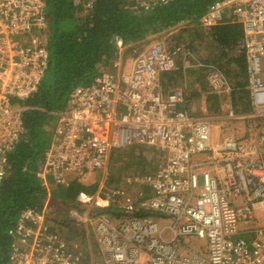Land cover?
Segmentation results:
<instances>
[{"label": "built area", "instance_id": "1", "mask_svg": "<svg viewBox=\"0 0 264 264\" xmlns=\"http://www.w3.org/2000/svg\"><path fill=\"white\" fill-rule=\"evenodd\" d=\"M127 1L149 10L172 0ZM47 3L0 0V190L10 155L25 132L27 107L15 101L39 91L48 67ZM223 24L242 27L252 105L251 111L236 114L230 104L224 118L257 119L256 130L216 141V118L208 116L206 105L197 114L193 105L187 108L185 88L163 91L162 74L181 62L185 69L204 71L209 89L201 91L202 99L220 94L231 103L228 77L215 65L195 63L194 55L180 45L152 41L134 54L128 74L130 62L119 55L110 70L72 91L66 109L57 115L36 176L44 185L50 181L57 188L67 187L72 180L104 170L114 148L133 144L160 148L157 169L127 177L122 187L108 190L100 185L107 192L106 197L97 196L105 201L98 205L125 202L128 215L118 220L122 213L117 211L88 215L81 208L86 201L82 196L88 194H80L82 204L72 206L70 219L74 225H91L95 260L85 259L78 241L50 230L48 200L42 210L21 211L9 264H264V228L247 226L254 207H264V0H217L200 26ZM134 209L149 215L130 216ZM166 217L172 223L160 227L158 220ZM165 229L173 232L170 239L164 237ZM186 236L205 238L208 252L186 247Z\"/></svg>", "mask_w": 264, "mask_h": 264}, {"label": "trees", "instance_id": "2", "mask_svg": "<svg viewBox=\"0 0 264 264\" xmlns=\"http://www.w3.org/2000/svg\"><path fill=\"white\" fill-rule=\"evenodd\" d=\"M216 1L172 0L152 6L149 10H140L127 0H48L49 28L44 33L49 50L48 67L39 91L27 100L15 101L27 107L23 112L25 132L10 155L9 170L0 190V264H9L10 249L15 240L13 231L23 209L34 207L42 210L48 199L49 204L59 206L61 211L72 209V206L78 208L82 204L80 194L94 195L97 192L98 184L87 187L84 179L79 178L72 180L67 187L52 185L49 192L36 176V171L51 142L57 115L66 109L70 94L76 87L90 84L100 73L111 69L119 56V42L126 53H139L153 38L159 40L178 27L172 42L179 37L181 40L175 41L176 45H180L187 55L193 54L195 63L200 60L215 65L226 76L233 73L237 66L247 72L244 35L240 25L223 24L208 29L200 26L201 17ZM114 34L119 36L116 43L111 41ZM172 42L168 44L172 45ZM197 78L205 80L202 69H185L178 62L175 70L162 74V88L168 92L178 86H192ZM198 94L197 91L186 94L187 108L189 101ZM112 157L111 152L110 159ZM134 174L139 175L140 172ZM90 203L81 208L87 210ZM93 207L96 209L90 213L95 218L103 213H112L111 209L116 205L111 203L106 207L109 212L99 211L106 208L94 202ZM145 214L149 213L134 209L129 215ZM47 222L50 230L65 231L71 241H77L75 238L79 234L85 235L82 229L69 224L73 220L63 223L48 218ZM79 242L87 259L89 251L83 247L87 242L86 236Z\"/></svg>", "mask_w": 264, "mask_h": 264}, {"label": "rangeland", "instance_id": "3", "mask_svg": "<svg viewBox=\"0 0 264 264\" xmlns=\"http://www.w3.org/2000/svg\"><path fill=\"white\" fill-rule=\"evenodd\" d=\"M178 27H175L174 30L167 32L163 35L162 40L166 43L169 41L172 42V38L176 35ZM175 41H180L179 37L174 38ZM155 38L152 39L154 41ZM151 41V42H152ZM174 41V44L176 42ZM150 42V43H151ZM149 43V44H150ZM173 43V42H172ZM148 44V45H149ZM147 45V46H148ZM119 54L123 56L124 62L128 63L132 61L134 54L132 52L126 53L125 47L123 48L120 43H118ZM146 46V47H147ZM145 47V48H146ZM131 62L128 63L125 72L128 74L130 72ZM111 68V67H110ZM109 69V68H108ZM110 70V69H109ZM199 75V73H197ZM229 81L232 84V95H231V103L230 99L226 95L220 94H210L206 99H202L201 91H206L209 89L205 80L193 79V85H185L184 88L188 93L197 91L199 94L194 96L195 99L189 101L190 105H193L196 110L195 113H200L202 111L201 107L206 105L207 109L209 110L208 116L216 118L214 120V139L220 140L221 138L229 135H234L236 137H243L247 132L256 130L257 123L259 120L257 119H250V120H236V119H228L224 118L227 112V106L231 104L232 108L234 109L235 113H242V112H249L252 110L251 100H250V91L248 88V69L247 72L241 66H237L235 71L230 75H227ZM194 78V77H193ZM232 81H231V80ZM200 84L201 91L196 89V84ZM206 85V87H204ZM188 90V91H187ZM197 94V93H196ZM205 102V103H204ZM256 131L254 132V134ZM112 159L109 160L107 167L102 170L100 173H95L89 175L86 179H84V185L91 186L92 184H98L96 187L98 188L97 192H94V195H91L92 200L89 202L82 201L83 206L87 207L88 203H90V208H87L88 215H90L91 210H95L96 208L93 207V202L97 204L98 199L97 196L100 195L102 197H106V190H100V185L104 184L105 188L108 186V190L112 187L116 186H125V180L127 177H133L135 172L145 173V172H154L159 162L162 159V154L160 148L157 146L152 145H144V144H133L131 146L120 148V149H113L112 150ZM111 158V156H110ZM41 162V160H40ZM38 163L37 170L40 169L41 163ZM7 172L9 170V164L6 167ZM106 182V183H105ZM48 191H51V186L53 185L50 181L45 184ZM54 186V185H53ZM91 190V189H90ZM92 191V190H91ZM94 196V197H93ZM90 198V199H91ZM49 200V199H48ZM48 202V201H47ZM52 202V201H51ZM103 202L99 200L98 203ZM237 202L239 203L240 200L238 199ZM103 204V203H102ZM49 204L47 206V211L50 219L58 220L63 223H69L71 211L69 208H65V210L61 211L59 206H54ZM112 210V209H111ZM99 211H106L109 212V208ZM114 211L121 212V216H118L116 220L125 216V202L120 200L117 208ZM63 212H66V215H62ZM60 213V214H59ZM125 213V214H124ZM149 214H145L144 216H148ZM253 216L254 219L247 225L251 230L256 228H264V207L261 205H257L253 209ZM160 227L165 225H170L172 222L171 220L166 217L165 220H158ZM74 226L72 222L69 223ZM65 225V224H63ZM70 225L66 226L67 228ZM76 225V224H75ZM62 226V227H65ZM243 226V225H242ZM76 227L82 229L85 232V235L79 234L75 240L78 242L81 241L84 236H86L87 242L83 244V247L87 248L89 251V256L91 259L95 260V236L93 235V229L89 223L76 225ZM66 229V228H65ZM63 234L66 232H62ZM163 235L166 239H170L173 236V232L170 229H165ZM67 236V235H66ZM182 242L186 247L192 248L197 251H201L204 253L208 252L207 249V240L205 238H200L198 236H186L182 238ZM80 243V242H79ZM81 245V243H80Z\"/></svg>", "mask_w": 264, "mask_h": 264}, {"label": "water", "instance_id": "4", "mask_svg": "<svg viewBox=\"0 0 264 264\" xmlns=\"http://www.w3.org/2000/svg\"><path fill=\"white\" fill-rule=\"evenodd\" d=\"M118 39H119L118 34H114V35L112 36L111 41H112V43H116V42L118 41Z\"/></svg>", "mask_w": 264, "mask_h": 264}, {"label": "clouds", "instance_id": "5", "mask_svg": "<svg viewBox=\"0 0 264 264\" xmlns=\"http://www.w3.org/2000/svg\"><path fill=\"white\" fill-rule=\"evenodd\" d=\"M119 43H121V42H119ZM121 45H122V43H121ZM196 89L199 90V87L196 86ZM199 91H201V90H199ZM110 205H111V203L108 206H100V205H98V206L106 208V207H109ZM115 205H116V207L112 209L113 211H114V209L117 208V203H115Z\"/></svg>", "mask_w": 264, "mask_h": 264}, {"label": "bare ground", "instance_id": "6", "mask_svg": "<svg viewBox=\"0 0 264 264\" xmlns=\"http://www.w3.org/2000/svg\"><path fill=\"white\" fill-rule=\"evenodd\" d=\"M82 198H83V199H87V200H89V199H90V197H89V196H82ZM102 203H105V202L103 201V202H101V204H102Z\"/></svg>", "mask_w": 264, "mask_h": 264}, {"label": "crops", "instance_id": "7", "mask_svg": "<svg viewBox=\"0 0 264 264\" xmlns=\"http://www.w3.org/2000/svg\"><path fill=\"white\" fill-rule=\"evenodd\" d=\"M205 81H206V79H205ZM207 83V82H206ZM207 86H208V84H207ZM234 136V135H233ZM87 196H89L90 198H91V195H87ZM99 200H102L101 198H98V202H99ZM103 201V200H102ZM105 202V201H104ZM104 204V203H103Z\"/></svg>", "mask_w": 264, "mask_h": 264}]
</instances>
